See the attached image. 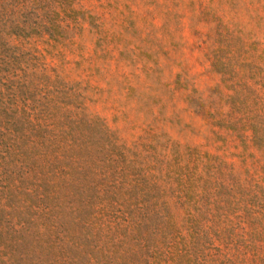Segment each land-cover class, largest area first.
<instances>
[{"label": "rangeland", "instance_id": "1", "mask_svg": "<svg viewBox=\"0 0 264 264\" xmlns=\"http://www.w3.org/2000/svg\"><path fill=\"white\" fill-rule=\"evenodd\" d=\"M256 252L264 0H0V264Z\"/></svg>", "mask_w": 264, "mask_h": 264}, {"label": "trees", "instance_id": "2", "mask_svg": "<svg viewBox=\"0 0 264 264\" xmlns=\"http://www.w3.org/2000/svg\"><path fill=\"white\" fill-rule=\"evenodd\" d=\"M244 211H246V210H244ZM255 258H256L257 260H260V261H263V262H264V253L261 254V255H259L258 252H256V254H255Z\"/></svg>", "mask_w": 264, "mask_h": 264}]
</instances>
